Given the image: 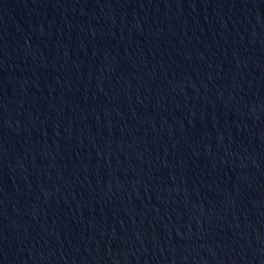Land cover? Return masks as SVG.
Here are the masks:
<instances>
[{"label":"water","instance_id":"water-1","mask_svg":"<svg viewBox=\"0 0 264 264\" xmlns=\"http://www.w3.org/2000/svg\"><path fill=\"white\" fill-rule=\"evenodd\" d=\"M0 264H264V0H0Z\"/></svg>","mask_w":264,"mask_h":264}]
</instances>
